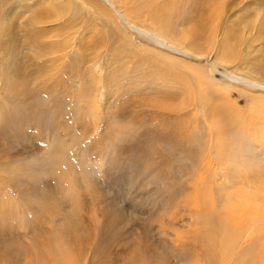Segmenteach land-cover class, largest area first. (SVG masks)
<instances>
[{"label":"rangeland","instance_id":"1","mask_svg":"<svg viewBox=\"0 0 264 264\" xmlns=\"http://www.w3.org/2000/svg\"><path fill=\"white\" fill-rule=\"evenodd\" d=\"M62 1L0 0V257L12 253H20V257H24L20 252L21 248L27 250L29 246L30 251L35 243V252L40 251L38 256L42 253V247L45 256L31 260V255L25 253L29 260L24 264H56L53 260L59 262V259L54 257L58 255L62 236L64 246L66 243L70 245L77 237L81 239L86 236L92 238L93 243L89 244L88 250H83V260L75 258L76 262L72 264H86L88 253L94 264H101L103 261L105 264L104 253L114 257L115 252L133 237L135 244L141 248L138 253H141V259L145 261L148 259L146 248L149 244L153 245L155 240L178 243L177 240L183 239L181 233L185 236V230L190 224L184 219L188 216L184 217L182 206L177 204L163 208L165 201L178 195L179 188L188 186L189 190L180 196L183 206L190 207L197 202L196 205L201 207L209 206L208 211L212 210L216 196L233 197L234 193H237V197L240 194V197L248 200L250 192L248 188H242V193L240 187L230 188L231 179L224 174L227 167L239 162H233L232 159H224V162L219 163L213 159V162H209L208 154L202 157L203 161L198 162V149L195 154L196 161L179 155L180 148L182 150L184 147L183 149L188 151H195L196 148L186 144L179 147V143L172 145L162 137L156 138L154 127L144 121L134 124L135 127H117L112 123L117 109L123 108L126 99L131 100L134 95L153 99L151 105L154 104L156 108L164 103L174 104L150 95V91L161 86V80L151 76L162 78L156 73L161 72L160 69H164L168 63L158 64L157 59L144 57L141 53L138 56L139 68L135 66L136 70H133L130 65H122L118 69L116 64L130 56L119 55L118 50L113 48L114 44L119 45L117 38H109V31L103 29L100 16L91 14L92 10H88L90 8L85 5V1H88L96 9L99 7L97 10L101 13L105 11L102 1L79 0L84 4H76L71 3L72 0H65L68 2L66 7ZM125 1H128L127 7L134 3V6L131 4L128 8L138 9L137 6L143 7L148 0H134L136 5L133 0ZM162 1L160 2L163 3ZM160 2L153 4L160 5L159 10L162 9ZM178 2L177 8L170 6L172 10L167 12L172 18L173 15L177 16L173 20L169 19L170 21L163 20L167 22L166 29L172 38H178L180 34L198 37L199 33L201 37L196 40L201 44L208 43L206 37L210 34L211 27H214L213 23L209 22L210 14L213 13L217 17L227 16L234 23L231 28H226V38H231L228 36V30L236 38L233 46H224L226 51L236 50L242 60L240 56L244 45L254 49L253 54L242 62L237 74L243 78H250L254 74L264 80V0ZM216 16L214 17L217 18ZM90 21L93 23L89 24ZM173 23L178 24L175 29L172 27ZM168 24L171 26L170 30ZM221 26L223 27L222 23L220 28ZM244 32L253 35L250 37V34L249 38L244 36ZM67 38L75 40L64 45ZM102 47L105 48L101 49ZM110 47L112 53L109 57ZM59 50L63 52L59 54ZM145 59L148 61L146 65ZM93 66L99 68L104 77L116 70L115 79L118 80L110 84H116L124 90L95 98L93 82L97 77V69ZM236 94L241 99L242 107L257 98L256 95L251 97L244 92ZM242 97H249L250 100L244 102ZM96 99L104 102L105 109L103 113V109H100V119L103 122L109 118L106 120L109 125L104 126L102 123V127L95 128L91 125L93 121L88 122L86 113H92V100ZM253 109L254 112L258 110L254 107ZM151 110H144L142 118L146 117V112H152ZM258 115L261 118V114ZM258 115L255 114V119H251L252 128L264 132L257 122ZM240 119L237 116L235 122ZM200 122L202 120H194V123ZM221 127L226 130L231 140L234 136L243 139L242 130L248 132L241 122L232 132L230 124H221ZM121 136L126 137L123 142ZM157 139L163 143H159ZM242 144L239 142L237 145L240 154L244 149ZM240 158V162H245L243 157ZM197 162L199 166L204 165V172L199 170ZM240 166H243L241 174L244 176L240 181H244L253 171L248 173V164ZM200 175L206 177V188L200 186ZM174 183L175 188H172L170 185L174 186ZM190 191L198 194L202 192V195L197 198L193 192L190 195ZM234 200L233 206L229 203L223 210L229 213L230 219H237V216L245 219L243 215L248 213L253 205H248L247 202L239 204L236 202L238 199ZM74 206L79 208L76 214ZM107 212L111 214L110 221L113 220L110 231L107 228ZM44 213L46 221L42 223V230H45L32 235L30 232L34 231V227L32 230L29 227L36 225L38 216ZM120 213L125 215L124 222ZM176 214L179 220L174 225L172 220L175 216H172ZM7 226H15V233L18 235L9 234ZM161 226L169 232L165 236H158V230L162 231L159 229ZM207 226L208 222L205 227ZM252 228L253 226L250 230ZM44 235L49 238L47 243L41 241L43 238L47 240ZM9 236L18 237L20 240L18 243H8L6 240ZM184 240L186 239H183V243ZM99 241L104 244L97 246L98 253H93L92 248ZM158 251L172 261L168 257L169 252H164L162 248ZM4 262L0 258V264H5ZM12 262L13 259L10 264ZM161 263V260L154 262ZM243 264L249 263L245 260Z\"/></svg>","mask_w":264,"mask_h":264},{"label":"bare ground","instance_id":"2","mask_svg":"<svg viewBox=\"0 0 264 264\" xmlns=\"http://www.w3.org/2000/svg\"><path fill=\"white\" fill-rule=\"evenodd\" d=\"M101 1L105 6L103 8V5L101 4V7L105 9V11L101 13L97 10L99 7L96 9L92 3L85 1V5L90 8L88 10H92V12H90L91 14L100 16L103 23V29L109 31V38H117L119 45L114 44L113 48L118 50L119 55L127 57L130 56V58L125 57L123 62L116 64V67L119 69L122 65H130L131 69L136 70L135 66L138 68L140 67V64L138 63V56L141 53L145 55L144 57L157 59L158 64L167 65L168 63V66L164 69H160L161 72L156 73L162 78L151 76L154 79L161 80V86L150 91V95L158 96V98L163 102L174 103L173 105H167L164 103V105L161 104L160 107L156 108L154 104L151 105L153 103V99H148L145 96L134 95V98L131 97V100L126 99V104L123 108L120 107L117 109L116 114L112 119V123H115L117 127H135L134 124H141L142 121H144V123H148L154 127L153 129L155 130L156 138L162 137L165 141L172 145L179 143V147L180 145L186 144V146L196 148L195 151L185 150L186 148L183 149L184 147L182 150L180 148V152H177L179 155L187 156L188 158L195 160L197 159L195 154L198 149V162L203 161L202 157H205V154H208L209 162H213V159L218 163L221 161L224 162V159H232L233 162H239V164L236 163L237 165L231 164L230 167H227L224 170V174L231 179L229 181L231 184L230 188L233 187L235 189H239L240 187V193L243 192L242 188H248L250 192L248 200L243 198V196L240 197L241 195L239 194V190L238 197L236 195L237 193H234L233 197L226 195H224V197L222 195H219L218 197L216 196L215 204L211 206L212 210L208 211L209 206L201 207L196 205L197 202L193 203L190 207L183 206V203L181 204L180 201V196L186 191L188 193L189 190L188 186L179 188L178 195L176 194L174 197L171 196V200H168L167 202L165 201L163 208H167L168 205L176 206L177 204L182 206L181 212L184 217L188 216L187 218L182 217L190 224L185 230V236H183L182 233L180 235L183 239H186L184 240V243L182 238V240H177L178 243L171 242L170 240H155L153 245L149 244V247L146 248V256L148 259L142 261L140 256L141 253H138L141 248L139 245L137 246L135 244L136 242L132 237L120 247L118 252H115L114 257L111 254L109 256L107 252L104 253L105 255L103 254L104 256H102L103 259H106L105 264H154L155 260L156 262L161 260V264H243L245 260L249 264L264 263V132L259 131L260 129L253 130L254 128H252L253 126L251 125V119L255 117L254 115L261 114V118L259 115L256 117L258 124L263 127L261 129L264 130V80L255 77L256 75L254 74L251 75L250 78L239 77L237 74L242 62L247 60V58L253 54L252 52L254 49L249 48L251 46L244 45L241 52L242 56H240L242 60H240L236 50L232 49V52L226 51L224 46L227 45L226 47H228L231 44L233 46L235 42L234 39L236 37L234 34H230L229 30L228 36H231V38H226V28H231V24L234 22L232 23L227 16L217 17L213 13L209 16V22L211 21V23H213L212 26L214 27H211L210 34L206 37L208 39V43L201 44L199 40H196L201 37L199 33L198 37L192 34H180L178 38H172L169 31L166 29L167 22H164L163 20L170 21L177 16V14L173 15L172 18V16L167 14V12L172 6L174 9L179 6L178 0H160L163 3L159 0H148L143 7L135 6L138 9H134V7L132 9L128 8L134 3H131V5L129 2L130 5L127 7L128 1L125 3V0ZM135 1L133 0V2ZM157 1L161 3L162 9L160 10L158 9L160 5H153L156 4ZM210 1L217 3L220 0ZM73 2L76 4H84L79 0H72L71 3ZM176 2H178L177 5ZM62 4L65 7L68 6V2L65 0L62 1ZM76 7L77 6L75 5V8ZM218 7L219 4L216 8L218 9L216 10L217 12L219 11ZM220 21H222L221 23L223 24V27L221 26L222 30L220 28L221 23L219 24ZM92 23L93 21H90L89 24ZM177 25L178 24L173 23L172 27L175 29ZM168 26H170V24H168ZM170 28L171 26L169 27V30ZM243 34L244 36L246 35L249 37L251 33L248 34L247 32H244ZM252 35L253 34H251L250 37H252ZM74 38L65 39L63 44L67 45L68 42L70 43L71 41H74ZM103 48L105 47H102L101 49ZM108 49L110 57L112 47ZM62 52L63 50H59V54ZM227 53L229 54L227 55ZM147 63L148 61L145 59L144 64L146 65ZM93 67L96 68L95 66ZM96 69L97 72L95 74L97 77L93 82L95 88V98L103 94H105V96L106 94L112 95L114 94V91L118 92L124 90L123 87L118 88L116 84H110L113 81L117 82L118 80V78L115 79L117 77L116 70L111 72L110 75L107 74L104 77L102 76L100 69ZM112 76L114 77L113 79ZM236 92H244L251 97H253L252 95H256L257 98L252 103H248L242 107L241 99L238 97ZM242 99L244 102L250 100L249 97H242ZM92 105L93 109H90L92 113H86L89 117L88 122L93 121L91 125L95 128L102 127V123L104 126H106V124L109 125L110 123H106V120L109 118H106L103 122H101L100 119V115L105 109L104 102L101 99H96L92 100ZM253 107L257 108L258 112H254ZM147 108H151L152 112H146V117L142 118L141 115L144 110H147ZM100 109H103L101 113ZM237 116L241 119L240 121L235 122ZM137 120L140 121L137 122ZM194 120H202V122L194 123ZM240 122L243 126L247 127L245 128L248 129V132L245 133L242 130L241 134L243 135V139L234 136L231 140V137L229 138L228 133L223 127H221V124H230L232 132V130L237 127ZM157 130L159 131L157 132ZM206 130L208 132H206ZM125 138L126 137L124 136L120 137L122 142ZM158 142L163 143L160 140H158ZM239 142H241V144L243 143L242 147H244L241 154L239 152V148L237 147ZM240 157H243L245 162H240L238 160L241 159ZM240 164H248L249 174L253 171L252 175H249L244 181H240V178L244 177L243 174H241L243 166H240ZM197 166H199V163ZM203 166L204 165H200L198 167L199 170H202V172H204ZM200 176V186L205 187L206 177L203 175ZM172 185L170 186L175 188V183L174 186ZM192 192L193 191H190V195ZM202 192L199 194L197 192H193V194L195 197L200 198L199 195H202ZM234 199H238L236 202L239 204L247 202L248 205L249 203L253 205L250 207V211L243 215L245 219H243L242 216H237V219H230L228 217L229 213L225 209V211L223 210V207L229 203H232L233 206V202H235ZM77 209L79 208L74 206L73 210L75 214L78 212ZM110 213H106V217L108 219L107 228L109 231L113 224V220L110 221ZM123 214L124 213L121 214L123 217L122 222H124L125 219V215ZM45 217V213L39 215L36 225H31L29 227V229L34 227V231L30 232L32 235H35L36 232L39 233L45 230H42V223L46 221ZM159 217H161V215H159ZM172 217H174L173 220L171 219L172 224L176 225L178 223L177 221L179 220V216L176 214ZM104 221L106 220L104 219ZM70 222L72 221L70 220ZM207 222L210 227H205ZM251 226H253V228L250 230ZM14 227H8V232L9 234L18 235L15 233ZM184 227L186 228V226ZM159 229L162 231L158 230L160 232V235L158 236H165V234L169 233L166 232V230H163L164 228L162 226ZM238 235H240V237ZM46 236L47 235H44L43 237ZM104 238H107L106 231L104 232ZM19 240L20 239H18V237L9 236L6 241H9L8 243H18ZM48 240L49 238L47 236V240L43 238L41 241L47 243ZM61 240L62 242L58 249V255L54 257V259H59V262L57 260H53L56 264H72L73 262H76V259L80 260L82 258L83 260V250L85 248L88 250L89 244L93 243L92 238H87L86 236L83 238L81 237V239L77 237V240L75 239L72 241L70 245L66 243L65 246L63 236ZM100 244L102 245L104 243L99 241L96 246H93V253L98 250L97 246ZM43 245L46 244L43 243ZM46 247L49 246L46 245ZM128 248H130V250H128ZM161 248L164 252H169L168 257L172 261H169V259H166L165 255H161L159 253L158 250ZM34 249L35 243L30 248V251L29 246L27 247V250L21 248L20 252L24 254V257H20V253H12L6 254L4 257L0 258L1 260L3 259V262L6 260V262H4L5 264H10L12 259V264H14V262L15 264H24L27 260H29L26 258L25 253H27L28 256L31 255V260L34 258H43L45 256V250L43 247L41 248L42 253L40 254V257L38 256L40 251L38 252L36 250L38 252L36 253ZM75 250H77V252ZM87 256L86 264H88V261L89 264H94V260L91 259V261L89 258V253ZM7 260L10 261L8 262ZM240 260H244V262ZM77 263L79 264V262ZM101 264H104V261Z\"/></svg>","mask_w":264,"mask_h":264}]
</instances>
